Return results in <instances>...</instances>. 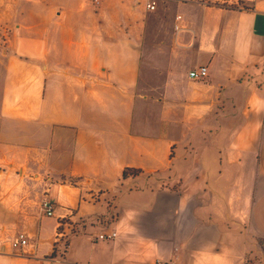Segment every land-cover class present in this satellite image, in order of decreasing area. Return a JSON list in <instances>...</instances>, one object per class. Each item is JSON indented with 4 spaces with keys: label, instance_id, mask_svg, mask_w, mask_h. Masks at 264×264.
<instances>
[{
    "label": "crops",
    "instance_id": "1",
    "mask_svg": "<svg viewBox=\"0 0 264 264\" xmlns=\"http://www.w3.org/2000/svg\"><path fill=\"white\" fill-rule=\"evenodd\" d=\"M0 264H264V0H0Z\"/></svg>",
    "mask_w": 264,
    "mask_h": 264
},
{
    "label": "built area",
    "instance_id": "2",
    "mask_svg": "<svg viewBox=\"0 0 264 264\" xmlns=\"http://www.w3.org/2000/svg\"><path fill=\"white\" fill-rule=\"evenodd\" d=\"M96 1L99 2V0H96ZM155 7H156V3L148 4V8H150V9H155ZM181 18H182V15H178L176 17L177 20H180ZM181 27H182V25L179 23H177L175 25L176 30H180ZM208 72H209L208 67L202 65L200 67L192 69L189 72V74L192 78H203V77L208 75ZM41 209L46 215H53L54 205L50 199L45 198L41 202ZM117 235H118V233L116 231H111L109 233H101L100 235H98V237L96 239L113 240L117 237ZM27 243H28V236L25 235L24 233L17 235L13 240V245L15 247H19V246L25 245Z\"/></svg>",
    "mask_w": 264,
    "mask_h": 264
},
{
    "label": "trees",
    "instance_id": "3",
    "mask_svg": "<svg viewBox=\"0 0 264 264\" xmlns=\"http://www.w3.org/2000/svg\"><path fill=\"white\" fill-rule=\"evenodd\" d=\"M142 172L141 169H137V168H126L124 170V177H128V176H133L136 177L137 175H139ZM68 244V241H66V245Z\"/></svg>",
    "mask_w": 264,
    "mask_h": 264
}]
</instances>
